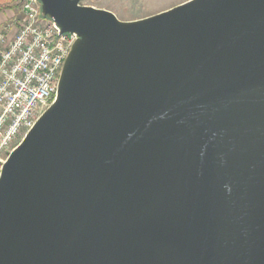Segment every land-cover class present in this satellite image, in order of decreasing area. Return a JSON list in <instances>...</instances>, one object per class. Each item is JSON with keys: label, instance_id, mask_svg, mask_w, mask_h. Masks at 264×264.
Masks as SVG:
<instances>
[{"label": "water", "instance_id": "water-1", "mask_svg": "<svg viewBox=\"0 0 264 264\" xmlns=\"http://www.w3.org/2000/svg\"><path fill=\"white\" fill-rule=\"evenodd\" d=\"M40 1L78 38L0 169V264H264V0Z\"/></svg>", "mask_w": 264, "mask_h": 264}, {"label": "built area", "instance_id": "built-area-1", "mask_svg": "<svg viewBox=\"0 0 264 264\" xmlns=\"http://www.w3.org/2000/svg\"><path fill=\"white\" fill-rule=\"evenodd\" d=\"M25 17L0 30V169L38 117L53 102L60 72L75 32L42 11L40 0H26Z\"/></svg>", "mask_w": 264, "mask_h": 264}, {"label": "rangeland", "instance_id": "rangeland-1", "mask_svg": "<svg viewBox=\"0 0 264 264\" xmlns=\"http://www.w3.org/2000/svg\"><path fill=\"white\" fill-rule=\"evenodd\" d=\"M18 1L20 0H10L7 3L0 2V9L19 7V11L21 10L18 16H14L9 21H6L2 26H0L1 30L8 23H15V26L13 27L14 30L11 31L12 35L13 31L15 33V30H17L18 20L23 19L25 17L23 8L26 0H21V4L18 7L6 6V4H15ZM183 1L185 0H81V2L84 4H91L98 7L108 8L114 11L119 18L124 20L145 17L161 10L167 9L169 7H172Z\"/></svg>", "mask_w": 264, "mask_h": 264}, {"label": "crops", "instance_id": "crops-1", "mask_svg": "<svg viewBox=\"0 0 264 264\" xmlns=\"http://www.w3.org/2000/svg\"><path fill=\"white\" fill-rule=\"evenodd\" d=\"M20 11H19V7L9 8V9L8 8L0 9V26H2L6 21H9L14 16L16 15L18 16V14H20ZM13 34H14V31H13Z\"/></svg>", "mask_w": 264, "mask_h": 264}, {"label": "trees", "instance_id": "trees-1", "mask_svg": "<svg viewBox=\"0 0 264 264\" xmlns=\"http://www.w3.org/2000/svg\"><path fill=\"white\" fill-rule=\"evenodd\" d=\"M8 1H10V0H0V2H6V3H7ZM6 3H4V4H6ZM20 4H21V0L18 1L17 3H15V4L8 3V4H6V6L18 7V6H20ZM0 8H1V7H0Z\"/></svg>", "mask_w": 264, "mask_h": 264}]
</instances>
